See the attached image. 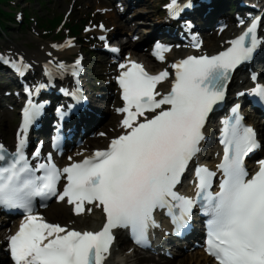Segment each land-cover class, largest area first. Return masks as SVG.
I'll list each match as a JSON object with an SVG mask.
<instances>
[{
    "label": "snow or ice",
    "instance_id": "1",
    "mask_svg": "<svg viewBox=\"0 0 264 264\" xmlns=\"http://www.w3.org/2000/svg\"><path fill=\"white\" fill-rule=\"evenodd\" d=\"M191 7L190 0L186 4L170 0L166 5L172 19H179ZM262 24L264 18L253 19L225 51L192 55L172 64L175 74L166 95L157 87L170 78L169 71L153 75L136 61L120 63L116 79L124 106L117 111L124 114V134L112 139L107 149L63 168L53 161L51 153L34 166L32 160L41 158V147L31 159L27 155L29 130L44 109L43 104L33 102V97L49 85L25 88L29 99L16 149L10 152L0 143V206L21 210L25 216L19 231L8 238L13 264H106L114 229L128 230L136 244L148 246L150 232L160 227L158 212L170 218L179 235L190 226L197 205L207 217L206 251L216 264H264V159L257 162L259 169L250 175L245 160L261 144L256 130L244 123L240 104L232 107L231 115L222 121L223 157L216 166L221 174L219 190H212L217 172L207 166L195 167V197L177 190L198 160L206 125L214 110L223 106L233 73L264 47ZM193 46L199 48L201 44L197 41ZM168 50L157 44L154 54L163 61L162 53ZM0 61L12 64L21 74L32 67L23 57L13 62L0 56ZM57 68L61 75L69 72L63 63ZM80 71L77 60L70 72L79 77ZM61 91L75 104L85 99L79 87ZM248 95L264 103V84L257 83ZM57 112L68 114L59 108ZM54 146L59 147V137ZM62 179L66 182L61 190ZM53 197L72 205L76 215L84 211L85 204L101 206L106 223L99 231L49 223L35 213L38 200L44 207Z\"/></svg>",
    "mask_w": 264,
    "mask_h": 264
},
{
    "label": "rangeland",
    "instance_id": "2",
    "mask_svg": "<svg viewBox=\"0 0 264 264\" xmlns=\"http://www.w3.org/2000/svg\"><path fill=\"white\" fill-rule=\"evenodd\" d=\"M14 1H15L14 3L17 6L24 9V11L20 12L21 14L23 12L29 13L32 16V18L29 20V26L30 27L27 28L28 30L23 29L21 26H19L16 30L20 31V35L17 36L14 33V34H12V36L20 37V38L24 39V41H28L30 38L27 37V35H29V36L33 35L30 31L32 26L35 25V20L33 19V16L40 15L42 18V21L46 25L48 24L46 22H48L49 18L54 19L56 17L58 20L64 19L65 16L63 14L66 13V11L68 9V2L70 0H65V3L59 4L58 6L54 5L52 8H50V5H47V3L43 2L42 0H14ZM90 3H91L90 0H85L84 4H82V10L83 11L89 10V4ZM150 11H152V10H150ZM53 31H55V28L53 29ZM90 60L92 62H94L95 65H98L97 59L91 57Z\"/></svg>",
    "mask_w": 264,
    "mask_h": 264
},
{
    "label": "bare ground",
    "instance_id": "3",
    "mask_svg": "<svg viewBox=\"0 0 264 264\" xmlns=\"http://www.w3.org/2000/svg\"><path fill=\"white\" fill-rule=\"evenodd\" d=\"M103 2L105 3L106 1L104 0ZM139 2H140L139 0H128L127 5L130 6V5H134L136 3H139ZM110 17L111 16H108V18H110ZM108 22L110 23V21H108ZM114 22H116V21H114ZM197 27H198V25H197ZM140 29H141L140 26H138L137 29H135V30H140ZM148 36L149 35L145 36L144 42L146 41V39H147L146 37H148ZM205 48H208L210 51L213 50V48L210 47L208 44L206 45ZM215 50H217V49H215ZM73 51H77V50L73 49V50L67 51L62 56H68V54L73 53ZM44 52H46V54L48 56H50V55L54 56L55 55L53 51H49V49L46 48V49H44V51H41L39 58H45ZM34 55H36V52L32 55H29V57H32ZM262 74L264 75V68L262 69ZM86 78L88 80L87 76H86ZM104 96L106 98L108 96V92L107 93L105 92ZM94 101H95V107L98 108L99 107V100L97 98H95ZM61 212H63L64 214H67V211H61ZM98 218H99V213L97 211H94V213L91 216H88V218L85 220V225L87 227H93L95 225V222L98 220ZM72 219L76 220V218H70V219H65V222H68V220H72ZM124 261H126L128 264H148L149 259L146 256L139 255V254L130 255L127 252H125L124 250L118 252L115 248L109 256L108 264H122ZM153 264H170V263H168V262L161 263V262L155 261Z\"/></svg>",
    "mask_w": 264,
    "mask_h": 264
}]
</instances>
